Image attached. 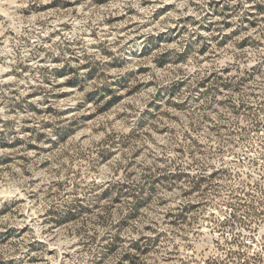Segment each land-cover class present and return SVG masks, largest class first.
<instances>
[{
	"label": "clouds",
	"instance_id": "9594fccd",
	"mask_svg": "<svg viewBox=\"0 0 264 264\" xmlns=\"http://www.w3.org/2000/svg\"><path fill=\"white\" fill-rule=\"evenodd\" d=\"M49 261L264 264V0H0V264Z\"/></svg>",
	"mask_w": 264,
	"mask_h": 264
},
{
	"label": "rangeland",
	"instance_id": "374dc122",
	"mask_svg": "<svg viewBox=\"0 0 264 264\" xmlns=\"http://www.w3.org/2000/svg\"><path fill=\"white\" fill-rule=\"evenodd\" d=\"M142 58L143 57H137V59H142ZM111 67H112L113 70H115L117 68L123 67V65L114 64ZM142 74L143 73L137 72L134 75H136L138 77L139 75H142ZM94 79H96L95 73H93L90 76L88 81L84 82V86H87V84L90 83ZM128 79L130 80L131 77H129ZM79 85H80L79 81H70V82H68L67 86L68 87H78ZM120 85H121V91H124V89L127 87V81L121 80L120 81ZM100 88L103 89L107 95H114V98H113V100L111 102H109L106 105L102 106V110H101V108H97L96 109V113L94 115L93 114H89V119L86 121V123H91L92 120H96L98 117L105 116V115H107V116H109V118H111L112 109L117 103H119L120 100L125 99V98L131 99V95H135V93H132L131 95H128V96L125 97V96H120V93L113 94L111 92V89L108 88V86H106V85H101ZM80 90H83V89L80 88ZM98 91L99 90H97V94H98ZM115 97H119V99H116ZM93 99H94V95L90 94L89 98H88V102H87L86 105H84V107L92 105L93 104ZM103 100H104V96H100V100L97 101V103H100V101H103ZM37 114H40V113H37ZM117 123H120V121L117 120ZM153 135H155V133H153ZM218 212H219V209H212L211 215L215 216ZM65 223L66 224H70L71 221H66ZM206 223H207V221H206ZM63 226L64 225H57L58 228H62ZM49 264H51V261H49Z\"/></svg>",
	"mask_w": 264,
	"mask_h": 264
}]
</instances>
